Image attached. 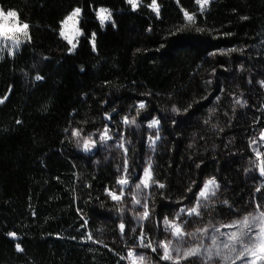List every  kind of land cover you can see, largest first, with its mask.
<instances>
[{"label": "trees", "instance_id": "16d2710c", "mask_svg": "<svg viewBox=\"0 0 264 264\" xmlns=\"http://www.w3.org/2000/svg\"><path fill=\"white\" fill-rule=\"evenodd\" d=\"M150 3L134 11L126 0H0L31 36L0 56V264H127L128 243L141 230L154 239L163 218L192 206L213 177L218 193L202 219L254 212L264 180L259 167L250 172V142L264 126V0H213L203 12L195 0H157L159 15ZM101 7L115 27H101ZM75 8L83 35L70 52L61 21ZM154 118L160 139L152 150ZM105 126L124 134L133 178L152 150L153 181L164 185L152 184L150 216L134 232L128 210L107 191H117L123 150L112 162L88 164L71 135Z\"/></svg>", "mask_w": 264, "mask_h": 264}, {"label": "snow or ice", "instance_id": "6c2138e0", "mask_svg": "<svg viewBox=\"0 0 264 264\" xmlns=\"http://www.w3.org/2000/svg\"><path fill=\"white\" fill-rule=\"evenodd\" d=\"M195 2L200 5V12H203L205 7L211 3V0H195ZM126 3L132 7V10H136L142 3V0H126ZM151 8L157 15H159V5L157 0H151V3L146 5ZM81 8H75L71 13H69L63 21H61V31L60 35L71 45L69 49L70 52L74 51L76 48V43L73 40L83 35L82 29L78 27L79 17L81 14ZM184 17L189 23H195V13L190 14L188 11L184 10ZM15 19L14 23H9L11 19ZM97 18L101 24L104 26L105 22H111L112 26L115 27V22L112 18V13L110 9L99 8L97 11ZM243 19H247L244 17ZM29 24L27 22L20 23L18 13L9 10L7 13L0 8V40L7 41L11 40L12 46L9 47V54L14 55V49L18 50L21 41L16 39L15 33L22 32L30 41L31 36L28 33ZM198 31H203V29H198ZM95 36L92 33L91 42L93 44V50L95 51ZM78 42V41H77ZM7 46V45H5ZM227 51H236V49H229ZM215 54V53H213ZM2 59V57H0ZM36 80L43 79L42 76L37 75ZM264 86V81L260 82ZM6 99V97H5ZM218 99V98H217ZM3 100H0L2 103ZM237 104L243 106L244 103L241 100H236ZM145 108V103L140 102L137 108V115H139V109ZM173 112H178L179 109L173 108ZM187 111V109H185ZM214 111V110H210ZM107 119H111V116H107ZM207 123V121H205ZM20 123V121H17ZM124 124L137 125L135 117L129 119L128 116L123 117ZM159 119H152L148 123V128L156 129L154 134H149L148 141L149 146L155 150L156 141L160 139L159 135ZM138 126V125H137ZM67 132L68 129H65ZM71 135L77 138L78 146L80 140L83 141L82 148L84 151H91L92 148L96 146V141L92 139L91 134H85L83 129H72ZM113 136L109 135V129L107 126L103 129L99 136V141L101 143L107 140H112ZM260 140L264 141V131L261 132ZM130 143V142H129ZM257 141L253 140L250 142V147L252 144H256ZM117 147L121 148L125 154L124 164L120 168L122 176L117 179V184L121 185V194L117 195L112 190H107L110 197L115 201H120L122 199L123 188L129 184V171H128V161L127 153L128 148L124 143V134L121 133L119 140L117 141ZM255 153L257 160L260 161L259 170L260 174L264 176V153H261L259 146L252 149ZM155 183L158 187L163 188L164 185L159 183V181H153L152 174V163L151 160L147 162L146 167L143 169V176L139 183L134 185L136 190L143 188H149ZM264 187V185H261ZM219 189V184L216 183L215 177L204 182L203 187L195 193V203L191 207H182L175 217L169 219L167 216L163 218L162 224L164 226V231L170 233L173 239L161 240L157 243L156 247H153L151 239L145 243V237L143 230L138 237L139 248H150L152 252L157 251V247L162 249L161 260L170 261L171 264H181L182 261L189 260L190 257L202 258L204 264L208 262H213L215 264L214 258H217L222 264H264V205L256 203L255 212H250L242 217L232 220L227 223H216L214 224L212 220H209L206 225L201 227H196L189 231L186 228L188 225V220L181 219V213L185 214L187 217L203 218L204 211L209 209L212 205V200L217 196V190ZM261 190L260 187L256 189L257 192ZM189 192L192 191L191 188L188 189ZM132 196V203L134 205H141V201L136 199V193L129 192ZM224 204H228V201H223ZM144 211L137 215V220L142 221L149 218L150 213L148 211L147 203L142 204ZM121 211H123L121 209ZM121 234L123 235L125 225L121 223L119 225ZM222 229H230L231 231H223ZM135 231V229H133ZM10 236L15 237V233H9ZM88 239H92L89 233ZM210 241V244L205 245L204 240ZM175 242V246L172 247ZM18 251L23 249L19 244L16 245ZM174 253V255H173ZM121 259H130V264H150V257H146L143 253H137L135 248L129 249L126 257H121ZM194 264V262H191Z\"/></svg>", "mask_w": 264, "mask_h": 264}, {"label": "rangeland", "instance_id": "374dc122", "mask_svg": "<svg viewBox=\"0 0 264 264\" xmlns=\"http://www.w3.org/2000/svg\"><path fill=\"white\" fill-rule=\"evenodd\" d=\"M212 1L213 0H211V2ZM208 6H209V4L205 7V9ZM5 13H7V12H5ZM81 19H82V11H81V14H80V17H79V24H78V27L79 28H80V24H81ZM14 22H15V19L14 18L9 21V23H14ZM108 23H110V22H105L104 25H107ZM15 37H16V39H18L19 41H21L19 48L21 47V45L27 39V37L22 32L15 33ZM80 37H81V35L78 36V37H76L73 40V43H76L75 50L78 48ZM12 43L13 42L11 40H7V41L0 40V56H3L4 54L9 53L8 49H9V47L12 46ZM5 45H7V46H5ZM70 47H71V45H70ZM16 51H18V50H15L14 49V53ZM74 51H72V52H74ZM103 129L100 130L99 132H95V133L91 134L92 135V139L96 141V146L94 148H92L91 151H88V152L84 151L83 148H82L83 141L80 140V144L78 146L77 138L74 137L75 138V141H76V144L78 146L79 152L81 154H86V155H83V156L85 157L86 162L88 164H98L99 161L102 160V159H105V161H107V162L109 160H110L109 162H112L111 159H113L112 157H114V154H116V156L114 157V159H116V158H118V155L117 154H119V153L122 152V150L119 147H117V141L119 140V137H114L110 131H109V135H112L113 136V139L112 140H107L104 143H101L99 141V136H100L101 132L103 131ZM151 130H152V132L156 131V129H154V128L151 129ZM262 131H264V126L262 128H259L257 130L256 135L253 136V138L251 139V141H253V140H256L257 141L256 144H252L251 145V150L253 148L259 146V149H260L261 153H264V141L260 140V136H261V132ZM124 142H125V138H124ZM98 145H100L101 147H100L99 153L98 154H95V149H96V147ZM152 150L151 151H148L147 159L145 160V163L140 168V171H139L140 173L138 175V179H134L133 178L134 176L132 175V173H129V184H128V186H125L123 188L122 199L120 201H116V202H119L122 205H124L125 206V209L128 210L130 216L132 217L131 218L132 219L131 226H133L132 228L135 229V230H136L137 227L134 228V226H138L139 224L143 223V221H144V220L139 221V220H137L136 217H137V215L139 213H142L144 211V208L142 207V204H144V203H146V201H148V195H149V192H150L151 187H149V188H143V186H142V188L140 190H136L135 187H134V185L136 183H139L140 182V179L143 176V169L146 167L147 162L149 161V159L151 160L152 169H153V163H154L153 160H154V158H153ZM252 152H253V150H252ZM253 154H254V157H255V161H254L253 165H251L250 172L255 173L256 168L259 167L260 161L257 160L254 152H253ZM261 181H262L261 185H264V180H261ZM216 183L218 184L217 181H216ZM261 185H260L261 190L259 192H257V202L256 203H260L261 205H264V187H261ZM121 187H122L121 185H118L117 191L115 192L117 195H120L121 194ZM202 187H203V185H202ZM130 191L133 192V193H136V199H138V200L141 201V205H134L132 203V196L129 195V192ZM217 193H218V190H217ZM215 198L216 197L213 198L212 204H213ZM184 208H187V207H184ZM255 210H254V212H255ZM178 212H176L175 215ZM169 219H172V218H169ZM181 219L182 220L183 219L188 220V225H186V228L189 231L193 230L196 227H201L203 225H206L207 222H208V221H205L204 219H200V218H196V217H187L183 213H181ZM212 222L214 224H216V223H227V222H225V219H214ZM228 222H230V221H228ZM222 230L223 231H231L230 229H222ZM143 233H144V237H145V241L144 242L147 243L149 239L146 237V234H145L144 231H143ZM152 235L155 236L154 239L153 238H150L151 241H152V243H153V247H156L157 246V243L159 241H161V240H166V239H173L174 240V238L171 237L170 233H167V232L164 231V226H163L162 222L160 223V228L159 229L156 228ZM158 236L160 237V239L157 240L156 237H158ZM138 244H139L138 238L136 240H133L132 242H129L128 243V248H127V251H126V255H127V252L129 251V249L135 248V250H136V252L138 254L139 253H143V254H145L146 257H150L151 258L150 259V264H160V263L171 264L170 261H164V260H161L160 259V256L162 255V251L163 250L160 249L159 247H157V251L156 252H152V250L150 248H139V247H137ZM204 244L205 245H208V244H210V241L207 240V239H205L204 240ZM174 246H175V242L173 243L172 247H174ZM173 255H174V253H173ZM214 261H215V264H222V262L219 261L217 258H214ZM191 262H194V264H204V261H203L202 258H196V257H190L189 260L182 261L181 264H191ZM127 264H130V259H127ZM208 264H213V262H208ZM237 264H240V262L237 261Z\"/></svg>", "mask_w": 264, "mask_h": 264}]
</instances>
